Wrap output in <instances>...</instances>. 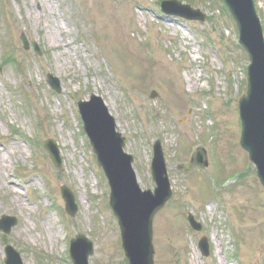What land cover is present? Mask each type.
Instances as JSON below:
<instances>
[{"label":"rangeland","instance_id":"1","mask_svg":"<svg viewBox=\"0 0 264 264\" xmlns=\"http://www.w3.org/2000/svg\"><path fill=\"white\" fill-rule=\"evenodd\" d=\"M158 1L0 0V55L5 44L26 65L23 76L0 65V215L18 221L0 232V264L6 242L23 264H71L67 240L76 231L93 239L89 264H123L108 186L80 132L76 101L91 93L115 118L142 189H153L149 162L160 141L172 196L153 220L155 264H264L263 189L239 145L248 58L235 24L222 0H181L205 12L203 22L165 15ZM255 6L262 19L263 1ZM48 138L62 171L43 150ZM195 145L205 147L207 168L180 174L175 164ZM60 182L74 192L72 218Z\"/></svg>","mask_w":264,"mask_h":264},{"label":"water","instance_id":"2","mask_svg":"<svg viewBox=\"0 0 264 264\" xmlns=\"http://www.w3.org/2000/svg\"><path fill=\"white\" fill-rule=\"evenodd\" d=\"M230 13L237 22L240 32V43L247 50L251 64L248 67V91L239 100L242 134L241 145L255 164L257 176L264 186V43L260 23L254 12L253 0H224ZM264 1V0H263ZM173 5L174 9H169ZM166 13L180 15L188 19H204V14L181 5L175 1L162 4ZM84 121V129L89 136L93 151L103 168L109 184V204L114 216L118 219L121 230L122 246L130 264H152L153 248L151 244L152 218L171 196L169 182L158 142L154 145V156L151 166L154 191H141L136 184V177L131 169V156L123 153V138L115 130L112 117L97 97L77 103ZM56 166H60L58 151L52 141L45 145ZM195 165H206L204 151L198 149L192 162L185 168ZM62 188L66 208L73 213L75 208L73 196L66 187ZM189 220L195 229H199L191 216ZM199 247L202 254H207L204 240ZM91 245L82 238L73 239L70 253L74 264H87ZM6 264H20L16 253L6 249Z\"/></svg>","mask_w":264,"mask_h":264}]
</instances>
